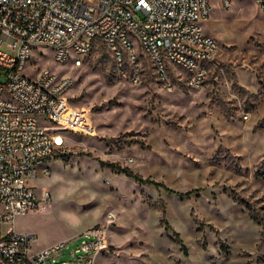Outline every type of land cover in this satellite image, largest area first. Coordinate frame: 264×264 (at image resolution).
Here are the masks:
<instances>
[{"label": "rangeland", "instance_id": "1", "mask_svg": "<svg viewBox=\"0 0 264 264\" xmlns=\"http://www.w3.org/2000/svg\"><path fill=\"white\" fill-rule=\"evenodd\" d=\"M209 4L201 25L217 51L199 88L173 65L181 80L171 78V90L148 64L138 83L120 78L97 39L80 65L57 62L48 46L32 50L25 75L70 76V122L86 131H64L49 174L38 167L28 181L50 193L41 210L14 220L37 234L35 246L97 222L108 245L95 264H264V126L255 128L264 117V9ZM79 245L70 240L58 261L73 263Z\"/></svg>", "mask_w": 264, "mask_h": 264}, {"label": "built area", "instance_id": "2", "mask_svg": "<svg viewBox=\"0 0 264 264\" xmlns=\"http://www.w3.org/2000/svg\"><path fill=\"white\" fill-rule=\"evenodd\" d=\"M252 1L264 9V0ZM209 11V0H0V225H6L0 227V264H61L56 254L74 238L81 249L76 264H95L108 245L100 223L42 248L34 245L35 233L14 229L17 216L49 203L48 188L28 183L36 169L43 166L48 175L44 165L64 146V131L84 130L70 122V76L48 68L25 75L32 50L48 46L57 62L80 65V54L97 39L120 78L138 83L148 64L167 90L180 73L187 87L199 88L217 51L201 25ZM38 116L48 124L40 125Z\"/></svg>", "mask_w": 264, "mask_h": 264}, {"label": "trees", "instance_id": "3", "mask_svg": "<svg viewBox=\"0 0 264 264\" xmlns=\"http://www.w3.org/2000/svg\"><path fill=\"white\" fill-rule=\"evenodd\" d=\"M262 126H264V117L262 118L260 124L256 125L255 128H260ZM104 165H106L112 169H115L116 172H121V173L125 174L126 176L133 178L135 181H141L142 180V178L139 174L133 172L127 166H120L116 162L104 163ZM147 182H149V180H147ZM185 194H189V191L185 192Z\"/></svg>", "mask_w": 264, "mask_h": 264}, {"label": "crops", "instance_id": "4", "mask_svg": "<svg viewBox=\"0 0 264 264\" xmlns=\"http://www.w3.org/2000/svg\"><path fill=\"white\" fill-rule=\"evenodd\" d=\"M50 162V161H49ZM94 224H97V222L96 223H93V224H91V225H94ZM91 225H89V226H86L85 227V229L86 228H88V227H90ZM25 232H32V233H35V232H33V231H30V230H28V231H25ZM36 234V233H35ZM77 234V233H76ZM75 234H69V235H67V234H64V235H62V236H59V237H57V238H55V239H51V240H49V241H44V243H42V244H40V246H35L36 248H42V247H44V246H47V245H49V244H52V243H54V242H57V241H59V240H63V239H67V238H70V237H72V236H74ZM36 236H37V234H36ZM37 240H38V236H37ZM103 252V251H102ZM102 252L98 255V256H100L101 254H102ZM97 258V257H96ZM72 264H76V261L74 260V262L72 263Z\"/></svg>", "mask_w": 264, "mask_h": 264}]
</instances>
